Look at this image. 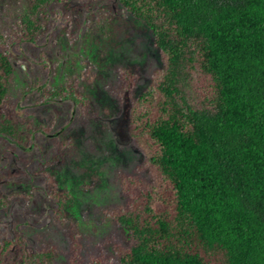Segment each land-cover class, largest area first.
Masks as SVG:
<instances>
[{
  "label": "trees",
  "instance_id": "16d2710c",
  "mask_svg": "<svg viewBox=\"0 0 264 264\" xmlns=\"http://www.w3.org/2000/svg\"><path fill=\"white\" fill-rule=\"evenodd\" d=\"M116 2L163 62L128 111L157 180L115 216L130 242L118 264H264V0Z\"/></svg>",
  "mask_w": 264,
  "mask_h": 264
},
{
  "label": "rangeland",
  "instance_id": "374dc122",
  "mask_svg": "<svg viewBox=\"0 0 264 264\" xmlns=\"http://www.w3.org/2000/svg\"><path fill=\"white\" fill-rule=\"evenodd\" d=\"M37 3L0 0V52L10 51L8 63L15 66L0 108L8 129L13 131L15 123L23 126L14 105L25 103L20 99L23 75L16 71L25 56L50 65L63 59L64 87L84 96L88 105L58 143L36 135L35 147L17 152L15 163L9 153L15 150L0 138V264L19 259L25 264H118V254L130 242L115 216L132 198L154 192L157 177L131 140L127 145L114 142L104 118L118 114L120 91L126 87L122 77L131 102L149 88L163 62L143 23L116 0L52 2L47 24ZM34 28H41V35L53 30L37 47L17 41L35 38ZM62 105L57 118L46 107L39 109L59 124L68 111ZM59 141L64 144L60 149ZM56 154L58 163L52 166ZM33 158H42L44 165L35 167ZM23 168L32 172L31 184L43 187L32 189ZM40 173L46 174V183Z\"/></svg>",
  "mask_w": 264,
  "mask_h": 264
},
{
  "label": "flooded vegetation",
  "instance_id": "af4514ba",
  "mask_svg": "<svg viewBox=\"0 0 264 264\" xmlns=\"http://www.w3.org/2000/svg\"><path fill=\"white\" fill-rule=\"evenodd\" d=\"M61 0H38V4L43 6V11L45 13V17L43 18L44 24H47L49 17L47 13V7L52 3H59ZM58 18V17H57ZM56 18V19H57ZM84 21L81 20V24L79 28H82V23ZM52 28L48 29L44 35H41V28H34V36L26 37L25 39H18V42L22 40L28 43L30 46L37 47L41 43L45 42L48 35L52 32ZM8 55H12L9 51ZM13 55H20L18 53ZM25 63H17L16 71L22 73L23 75V85L24 89L20 94V99H24L25 103L23 105L15 104L14 109L17 111V119L23 120V126L21 123H15L13 127V131L10 132V136L3 139L5 144L11 146L15 151H9L12 156V162L15 163L17 158V152L21 151H31L34 147L33 138L38 135L45 140H54V142L58 143L60 137L64 135L65 129L68 127L70 121L77 116L80 108L85 109L88 105V101L77 92H74L71 87L69 86L67 89L64 87L63 84V66L64 60L61 59L59 63H51L52 65L43 62L41 60H31L28 59V56L24 57ZM54 64V65H53ZM11 69L13 68L14 64L9 63ZM15 67V66H14ZM19 74H16L15 79L18 82H21L19 78ZM122 80L125 81V88H121L120 93V108L118 114L120 113L122 105H124V109L127 110V115L130 107V103L126 97L128 82L124 77ZM63 103L68 105V111L66 113V120L60 122L58 124L57 120H48V114L50 116L54 115L55 118L57 116H61L64 111ZM46 107L50 111V113H44L43 109ZM24 110V113L20 111ZM43 108V109H39ZM118 114L116 116H118ZM113 116V117H116ZM53 117V116H52ZM112 118H104V122L106 127L107 126V119ZM127 122V132L129 130V117ZM100 120H103V118ZM120 122L116 125V129L122 126ZM109 130V128H108ZM110 131V130H109ZM111 134V131H110ZM129 134V132H128ZM112 136V134H111ZM26 142V146L23 145ZM66 144L69 145V142ZM63 142L59 141L58 149L62 147ZM59 155L56 154V159L52 166H56L58 163ZM33 163L35 167H39L44 165V160L42 158L36 159L33 158ZM35 167L33 169L35 170ZM47 168V167H46ZM26 170L25 168H23ZM48 171V170H47ZM28 177V182L32 179V172L25 171ZM43 183H46V174L40 173L39 174ZM4 180H0V183ZM30 186L33 187L32 189H37L38 186L30 183Z\"/></svg>",
  "mask_w": 264,
  "mask_h": 264
},
{
  "label": "water",
  "instance_id": "95a60500",
  "mask_svg": "<svg viewBox=\"0 0 264 264\" xmlns=\"http://www.w3.org/2000/svg\"><path fill=\"white\" fill-rule=\"evenodd\" d=\"M127 117V110H125L124 105H122L118 116L107 119V126L116 144L127 145L130 141V136L127 132ZM119 122L123 125L116 129V125Z\"/></svg>",
  "mask_w": 264,
  "mask_h": 264
}]
</instances>
